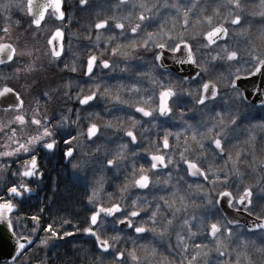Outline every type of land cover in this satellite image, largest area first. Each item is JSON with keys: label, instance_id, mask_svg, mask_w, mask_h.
<instances>
[{"label": "snow or ice", "instance_id": "snow-or-ice-1", "mask_svg": "<svg viewBox=\"0 0 264 264\" xmlns=\"http://www.w3.org/2000/svg\"><path fill=\"white\" fill-rule=\"evenodd\" d=\"M79 6L87 10L90 0H78L75 7ZM70 7L66 0L0 3L7 21L13 8L29 19L25 35L16 42L8 24L0 27V111L8 116L0 118V241L5 234L11 241L7 251L0 247V264H49L48 251L59 252L61 245L68 246L81 264H105L106 257L112 258V264H210L213 254L212 264H241L242 257L246 264H257L249 247L258 254L259 264H264V159L256 163L253 152V163H249L245 149L233 152L236 145L230 142V130L239 127L248 110L264 114V0L253 5L258 9L253 11L243 0L105 3L100 7L114 10L113 14L97 12L96 19L82 26L95 33L93 46L98 54L89 52L79 66V53L73 52L71 41L65 46V30L70 37L76 35L70 29L75 19L67 11ZM256 17L259 27L253 33ZM49 21L52 29L45 27ZM84 38L93 39L90 34ZM116 57L122 59L114 63ZM137 62L146 69L136 72L137 79L147 81L149 88L132 84L127 91L140 98L125 100L121 96L125 86L110 85L105 76L112 78L121 63L124 67L119 71L128 73ZM49 69L56 74L83 73L87 87L78 86L73 96V82L63 75L49 79L44 75ZM61 96L62 103H57ZM185 98L192 102L190 111L201 115L195 123L184 118ZM73 100L78 107L67 106ZM100 100L126 105L142 117L129 116L127 124L119 117L118 123L104 122V128L122 130L128 138L112 150L99 143L103 133L93 122L103 119L95 111ZM177 115L182 124L177 131L157 123ZM143 118L156 130L158 141L150 140L151 129L143 128ZM138 127L143 141L154 150L140 147ZM251 127L264 130V120ZM255 139L251 135L248 142ZM142 152L148 156L149 167H137ZM57 154L85 183L84 215L81 220L77 201L71 210L61 206L41 228L45 207L30 216L21 215L36 191L25 181L37 178L31 182L42 183V158ZM242 165L251 173L242 171ZM122 167L123 182L109 185L105 173L119 174ZM159 172H166L162 190L167 195L153 197L155 204L140 196L129 202L131 189L151 191L159 185ZM193 178L198 182L188 183ZM106 186L114 190L109 192ZM190 208L198 214L190 213ZM249 218H253L251 224ZM25 220L33 226L29 228ZM41 231L43 236L38 234ZM148 236L152 238L148 243H137ZM156 240L168 255L152 243ZM128 242L131 249L119 247ZM65 264H75V259L66 258Z\"/></svg>", "mask_w": 264, "mask_h": 264}, {"label": "flooded vegetation", "instance_id": "flooded-vegetation-1", "mask_svg": "<svg viewBox=\"0 0 264 264\" xmlns=\"http://www.w3.org/2000/svg\"><path fill=\"white\" fill-rule=\"evenodd\" d=\"M249 0H247L248 2ZM117 0H90L91 7L88 8L87 10L81 11V9L84 6H79L75 7L78 4V0H66V4L71 5L72 7L68 8L67 11L70 16H74L75 19L73 23L70 25V29L72 32L76 33L75 36H69L68 29L65 30V46L67 49L69 40L71 41L72 44V50L73 52H80V57L77 58V64L78 66L84 63L85 58L87 57L89 52H96L98 54V50L93 46L95 43V33L94 32H86L85 28L82 27L83 25H86L90 23L92 20L96 19V13L101 12V14H107V15H112L114 10L111 9H102L100 6L105 4V3H116ZM163 2V0H161ZM169 3L173 2V0H168ZM183 2V0H181ZM209 4L215 3V0H208ZM99 4V5H97ZM125 12L128 11V9L124 10ZM121 14V13H117ZM25 15V14H24ZM25 20L23 23H20L19 26L16 24H12V26L15 28L16 26V33L14 32L15 30H12V42H16V39H18L20 36L25 35V29L28 27L29 24V19L27 15H25ZM76 20L79 22L77 23ZM67 23V21H65ZM3 24H0V27H2ZM47 29H52L54 27L53 23L49 21L48 25L45 26ZM19 33V35H18ZM2 34V33H0ZM92 35L93 39L91 41L86 40L84 37L86 35ZM111 33H104V35H110ZM118 35V33H117ZM16 38V39H15ZM45 33L42 31L41 35L39 37L40 43L45 42ZM50 38V37H48ZM105 47V43L102 40L100 44V48L103 49ZM107 58V57H106ZM72 57L71 55L68 57L69 62L71 61ZM113 62H118L122 58L116 57L112 58ZM61 67H63L61 65ZM124 67V64H119V67L117 68L116 72L111 74L112 78H109L108 76H105V81L110 84V85H117V84H123L125 86V90L121 92V96L125 100H138L140 98L139 95L131 93L127 91V88L132 85V84H138L141 88H149V84L145 80H139L137 79L136 72L137 71H144L146 69L138 67V62L135 65H131V71L128 73H121L119 71V68ZM8 71V70H5ZM49 79L56 78V75H63L67 77V80H71L73 82V86L71 89V94L74 96L76 91L78 90V86H84L87 87L85 84L84 80L81 79L83 73H61V74H56L55 69H49L45 74ZM67 82V81H63ZM44 81L41 80V84H43ZM185 87H189L188 85H185ZM38 98V97H37ZM63 97L61 96L60 99L57 101V103H62ZM34 103V101H33ZM43 100H41V104L43 105ZM184 105L182 110L185 113V119H188L195 123L197 120L201 119L196 112L190 111V108L192 107V102L190 99L185 98ZM68 107H78V105L75 104V101L73 100L70 102ZM143 106V105H140ZM52 105H49V110H51ZM155 107V104L153 105ZM108 108L111 111H105V109ZM92 109H90L91 111ZM180 109H174L175 112H178ZM95 111L99 112L101 117L103 119L96 120L94 119L93 122H96L100 125L101 127V132L103 133V136L101 137V140L99 143L101 144H106L110 150L114 149L117 143H126L128 141V138L123 136V131H115V129L112 128H104V122L107 120H112L114 123H118L116 120L117 117L120 118L121 121H123L125 124L128 123V117L135 115V118L137 120H140L141 114L135 113L133 109L129 108L126 105H119V104H114L108 100H100L97 104V107L95 108ZM259 112V113H258ZM252 113L253 117L252 118ZM82 116L84 115L82 111ZM10 115V114H9ZM178 116V115H177ZM264 114H262L259 109L255 110H248L246 113V118H242L239 127L235 129L236 132H239V134L236 136L233 130H230V142L231 145H236V148L231 149L233 152H235L238 149H245L246 151V159L249 158L247 154L250 152V144L251 142H248V134H250L251 128L250 127L253 123L254 124H259L263 120ZM179 117V116H178ZM0 118L2 119H7L8 116H6L2 111H0ZM74 119V117H73ZM144 123H143V128H149L151 129L149 136L150 140L152 141H158L159 138L156 136V130L152 129L150 126V123L147 122V118H143ZM168 118H161L157 123L161 124L163 128H169L171 130L178 129L182 126L180 118L179 119H168V122L165 123V120ZM83 123V121H82ZM138 137V141H140V147L141 148H146L149 150H154L152 149L151 145L147 141H143V138L141 137L140 133L142 131V128L138 127L135 129ZM232 132V133H231ZM161 136H162V131H161ZM260 138H258L259 140ZM260 142L263 143V149H264V135L262 134ZM170 143H174V141L170 138ZM230 145V146H231ZM94 147V146H93ZM131 148V145H130ZM86 151H92L91 148H86ZM133 151L137 149H132ZM103 153V149H102ZM101 153V160L103 159ZM130 162V161H129ZM217 163H222V161H217ZM140 164H144L145 167H149L148 164V156L145 153H141V156L137 160V167L140 166ZM41 170L45 172V176L43 178V182L40 184L32 183L31 181L33 179L37 178H28L25 183H27L31 188L35 189V194L32 195V199L23 207V210L21 212V215H32L33 213H36L38 211L39 207H45V212L42 215V219L40 221L41 228L46 226L47 223L51 222L50 217L54 216L57 214V210L61 207H67L69 210H71L72 204L79 201L80 202V208H79V213H80V219H83V204H84V193H85V183L82 180H78L74 175H73V170L71 168V165L68 163L67 159H62L59 154H57L54 157H44L41 160ZM130 171V169H129ZM242 171L246 173H251V169L247 167V165H242ZM108 172V171H107ZM106 172V178L107 173ZM164 173V172H159ZM124 174H125V169L122 167L121 171L119 174H114V171L111 170V177L109 179V185L114 184H120L124 180ZM183 173L181 172V175ZM89 179H91L92 173L91 171L88 173ZM155 176H153V181H155ZM248 177L246 176V179ZM189 183H196L198 181L195 180V178L188 180ZM249 182H251L249 180ZM113 186H106L107 191L112 192L114 190ZM151 188V185H150ZM149 195H151V191L149 190H139V189H131L128 197H129V202L131 199L135 198L136 196H140L145 198H149ZM51 201V203H49ZM153 204H155L154 200H151ZM43 202V203H42ZM104 203L107 206L108 201L107 198L105 197ZM197 203H200L198 200ZM190 213H197L198 210L194 208L189 209ZM59 215H63L58 213ZM25 224L28 225L29 228L33 226L32 222L30 220H25ZM179 221H177L178 225ZM243 223V222H241ZM40 236H43L44 233L41 231L38 233ZM111 234V233H110ZM27 235V233H25ZM152 238L151 236H148L144 240H140L137 243H148L151 241ZM80 243H85V240H80ZM153 244L159 249L160 252L164 253L165 255H168V250L159 242V241H152ZM172 243L174 245L175 243V236H172ZM87 246H91L90 244ZM119 247H127L131 249V247L128 246L127 244H121ZM233 248L236 247L235 242L232 245ZM9 247H3L5 251L8 250ZM240 250V249H237ZM31 251V249H30ZM249 255L252 257L254 261L259 264V256L258 254L255 253V251L249 247L248 249ZM138 253L142 255V252L138 249ZM39 255H44L43 251H40L38 253ZM48 256L50 257L49 264H65V259L66 258H73L75 259V264H81V261L79 259H76L74 257L73 251L65 245H61L60 251L57 252L55 250L48 251ZM66 254V256L64 255ZM59 256V259L57 257ZM216 257L213 254V256L210 258V264H212L213 261H215ZM224 259V258H221ZM35 264V261H34ZM105 264H112V258L111 257H106L105 258ZM241 264H246L244 261L243 257L241 258Z\"/></svg>", "mask_w": 264, "mask_h": 264}, {"label": "rangeland", "instance_id": "rangeland-1", "mask_svg": "<svg viewBox=\"0 0 264 264\" xmlns=\"http://www.w3.org/2000/svg\"><path fill=\"white\" fill-rule=\"evenodd\" d=\"M4 2H6V0H0V3H4ZM243 2L244 3H246V5L248 6V10L249 11H253V10H258V9H255V8H253V5H257L258 3H259V0H249L248 2H247V0H243ZM97 5H99V4H97ZM5 13H3V12H0V24H3V26L4 25H6V24H8L10 27H11V29L12 30H15L14 32L16 33V31H18V30H16V26H15V28L12 26V24H15V21H19L20 23H23V21L25 20L24 18H25V15H24V13L23 12H19V11H17L15 8H13L12 10H11V13H10V15H11V21H7L6 19H5ZM256 19H258L256 22H255V20ZM259 20H260V18L259 17H256V18H254L253 19V33H256L257 31H258V27H259ZM255 22V23H254ZM0 35H2V34H0ZM18 35H19V33H18ZM16 39V38H15ZM16 41H17V39H16ZM43 43H40V46L41 47H43ZM76 53H79V57H80V52H76ZM189 86V85H188ZM199 116H201L200 114H199V112H196ZM259 113V112H258ZM252 118H254L253 117V113H252V116H251ZM201 118V117H200ZM206 118V117H205ZM171 119H179V117L178 116H175V117H173V118H171ZM263 120H264V116H263ZM260 123V122H259ZM254 124V123H253ZM252 124V125H253ZM251 125V126H252ZM150 126H151V124H150ZM250 126V127H251ZM182 127V126H181ZM177 130H179V128L178 129H174L173 131H177ZM234 131V133H235V135L237 136L238 134H239V132H236L235 130H233ZM232 133V132H231ZM262 134L264 135V130H262V129H260V128H251V131H250V134H248V140H249V137L251 136V135H255V137H256V139L254 140V141H251V144H250V152L247 154V156H248V158H249V163H253V161L251 160V154L254 152V154H255V156L257 157V161H256V163H258V161L260 160V159H264V149H263V143L262 142H260V139H261V136H262ZM258 138H260L259 140H258ZM239 150V149H238ZM218 161V160H217ZM241 170H242V166H241ZM108 174H107V177H108V181H109V179H110V177H111V170L110 171H108L107 172ZM105 175H106V173H105ZM159 176H160V180H161V183L159 184V185H157L155 188H153L152 190H151V195H149V198H146L148 201H151L152 199H153V197H159V196H166L167 195V192L166 191H164V190H162L163 188H164V185H163V179H164V177L166 176V172H164V173H160V174H158ZM155 182V181H154ZM189 183V182H188ZM181 186L182 187H186V185H184L183 183L181 184ZM142 199H144L143 197H141ZM154 202L156 203V201L154 200ZM196 202H198V200L196 201ZM179 224V223H178ZM156 241H158V240H156ZM125 245V244H124ZM128 246L129 247H132V244H131V242H128Z\"/></svg>", "mask_w": 264, "mask_h": 264}, {"label": "water", "instance_id": "water-1", "mask_svg": "<svg viewBox=\"0 0 264 264\" xmlns=\"http://www.w3.org/2000/svg\"><path fill=\"white\" fill-rule=\"evenodd\" d=\"M38 3H43L44 0H37ZM253 218H249V224H251ZM241 222H244L243 219L241 220ZM11 241H9L8 239V235L5 234L3 237V241H0V247H9Z\"/></svg>", "mask_w": 264, "mask_h": 264}, {"label": "trees", "instance_id": "trees-1", "mask_svg": "<svg viewBox=\"0 0 264 264\" xmlns=\"http://www.w3.org/2000/svg\"><path fill=\"white\" fill-rule=\"evenodd\" d=\"M256 21H257V20H255V22H256ZM255 22H254V23H255ZM60 214H63V213L61 212Z\"/></svg>", "mask_w": 264, "mask_h": 264}]
</instances>
